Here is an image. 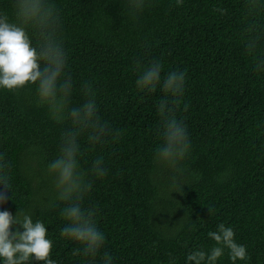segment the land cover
Wrapping results in <instances>:
<instances>
[{
  "label": "trees",
  "instance_id": "obj_1",
  "mask_svg": "<svg viewBox=\"0 0 264 264\" xmlns=\"http://www.w3.org/2000/svg\"><path fill=\"white\" fill-rule=\"evenodd\" d=\"M51 2L74 84L69 107L89 85L109 130L95 145L87 132L79 137L80 168L92 183L83 207L105 237L95 264L105 254L111 264H185L193 249L215 246L208 233L220 223L246 246L236 264H264V73L245 51L246 0H144L139 11L130 0ZM12 6L0 0V12L11 16ZM153 62L162 75L185 72L172 114L186 125L190 150L175 164L154 156L163 141V93L135 84ZM70 128L69 119L51 118L34 84L0 88V165L8 177L0 210L43 221L57 264H89L81 245L61 235L66 202L48 171ZM98 158L103 178L91 172ZM218 264H232L227 249Z\"/></svg>",
  "mask_w": 264,
  "mask_h": 264
},
{
  "label": "clouds",
  "instance_id": "obj_2",
  "mask_svg": "<svg viewBox=\"0 0 264 264\" xmlns=\"http://www.w3.org/2000/svg\"><path fill=\"white\" fill-rule=\"evenodd\" d=\"M183 0H176L179 5ZM130 6L142 10L144 0H130ZM264 0H246L245 51L254 58L255 70L264 73ZM30 30L38 37L33 44ZM67 56L60 38V17L51 0H13L11 16L0 12V88L16 91L28 84H34L37 100L47 107L51 118L56 121L69 119L72 128L62 137L60 152L49 162L48 171L54 177L57 198L66 202L63 216L66 221L61 235L81 245L82 251L90 257L89 264H95V257L104 243V233L93 220L90 210L83 207V200L92 189V183L80 168L79 137L87 132L90 144L102 143L108 135V128L98 115L95 93L89 85L82 87L84 99L69 107L74 84L65 75ZM185 72L172 70L162 75V66L153 62L140 70L135 81L141 91L153 92L157 88L163 93L157 111L163 118L162 143L155 151V158L175 164L190 150L186 125L178 120L173 105L183 96ZM92 175L103 178L107 169L102 159L93 162ZM7 175L0 165V185L7 186ZM0 203L3 198L0 197ZM15 230H13V226ZM22 229V230H21ZM41 220H33L28 214L13 215L0 210V264H28L43 261V264H57L50 258L52 240ZM209 237L216 243L211 249H193L185 264H218L225 249L232 264L247 257L246 246L234 239V230L224 223L210 231ZM102 264H111L105 254ZM169 264H175L170 260Z\"/></svg>",
  "mask_w": 264,
  "mask_h": 264
}]
</instances>
